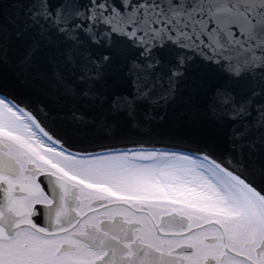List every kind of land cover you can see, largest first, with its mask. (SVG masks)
<instances>
[{
  "label": "snow or ice",
  "instance_id": "6c2138e0",
  "mask_svg": "<svg viewBox=\"0 0 264 264\" xmlns=\"http://www.w3.org/2000/svg\"><path fill=\"white\" fill-rule=\"evenodd\" d=\"M0 264H264V0H0Z\"/></svg>",
  "mask_w": 264,
  "mask_h": 264
}]
</instances>
